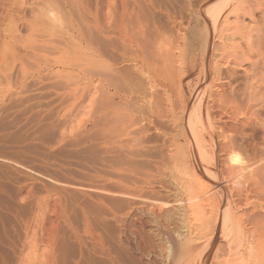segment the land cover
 <instances>
[{
    "label": "bare ground",
    "instance_id": "bare-ground-1",
    "mask_svg": "<svg viewBox=\"0 0 264 264\" xmlns=\"http://www.w3.org/2000/svg\"><path fill=\"white\" fill-rule=\"evenodd\" d=\"M59 1L55 5L63 13L60 23L59 13L54 24L46 13L41 21L33 19L38 39L35 34L31 51H54L56 29L62 37L84 45L92 110L99 112L96 99L103 93L128 99L135 110L127 104L122 107L116 116L119 129L123 124L138 125L129 131L137 146L149 129L155 131L161 139L158 146L153 144L156 170H183L176 172L181 176L179 199L175 200L182 209L180 233L162 220L160 213L166 204L137 206L139 220L144 210L156 216L158 233L164 238L162 264H264V0H202L184 18L167 17V34L149 22L144 0H117L107 6L106 14H92L81 0ZM40 2L41 8H36L41 15L49 1ZM49 9L53 12L55 7ZM16 34L14 28L5 34L7 48L17 45ZM198 52L199 79L184 103H177L171 97L180 71L178 58L189 53L194 58ZM2 63L6 64L5 58ZM248 129L256 135L263 133L259 135L261 147L249 151L241 162L231 155L239 148L236 138ZM199 169H205L204 173L198 175L195 170ZM140 226L132 227L139 239L137 246L143 249L150 242L140 237ZM17 245L10 243L9 258L0 250V264L22 263L16 255Z\"/></svg>",
    "mask_w": 264,
    "mask_h": 264
},
{
    "label": "rangeland",
    "instance_id": "rangeland-1",
    "mask_svg": "<svg viewBox=\"0 0 264 264\" xmlns=\"http://www.w3.org/2000/svg\"><path fill=\"white\" fill-rule=\"evenodd\" d=\"M36 1L0 0V242H4L0 250L9 258L10 243H18L16 255L21 264H109V260L118 264H162L160 247L164 238L158 233L156 216L144 210L140 221L138 207L149 202L166 204L160 213L162 220L180 233L182 209L175 200L179 199L181 176L176 172L183 170H156L155 147L161 139L155 131L149 129L138 146L129 132L138 125L132 128L121 123V133L117 114L126 104L132 110L136 106L128 99L103 93L96 99L99 112L92 110L84 45L62 37L56 29L54 51H31L30 43L38 39L34 27L42 20L39 18L46 13L54 24L63 14L59 7L56 9L59 0H48L41 15L36 7L42 4ZM81 1L91 13L104 14L108 5L117 2ZM201 1L144 0L142 6L150 15L149 22L167 34L169 17L184 18ZM53 6L55 10L48 11ZM59 23L55 24L58 28ZM10 27L16 29L18 41L7 48L4 37ZM165 38L170 40L169 35ZM4 58L7 65L2 63ZM178 60L180 71L174 79L177 87L171 100L182 104L199 79L200 53L194 58L189 53ZM254 133L248 129L236 138L239 148L231 157L244 162L254 148L261 147L259 135L263 133ZM190 161L188 157L187 163L193 168ZM204 171L195 170L198 175ZM132 224L141 225L138 233L147 244L150 242L148 247L137 246L139 239L134 237Z\"/></svg>",
    "mask_w": 264,
    "mask_h": 264
}]
</instances>
